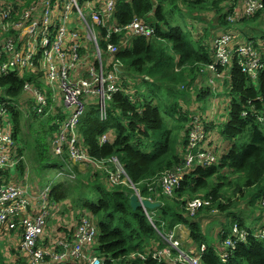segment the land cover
I'll return each mask as SVG.
<instances>
[{
    "label": "trees",
    "instance_id": "obj_1",
    "mask_svg": "<svg viewBox=\"0 0 264 264\" xmlns=\"http://www.w3.org/2000/svg\"><path fill=\"white\" fill-rule=\"evenodd\" d=\"M47 1L49 0H0V10L12 8L14 21H18V17L29 8L37 7L40 11ZM106 1L81 0L82 3H90L97 10L102 9ZM238 1L121 0L116 5L117 25L123 28L137 19L150 25L154 29V35L129 40L126 33H123L112 35L111 39H108L107 28H96L103 57L112 62L119 61L123 65L118 73L121 78L118 83L121 91L107 102L109 118L106 121L101 120L97 104L87 107L80 122V131L91 157L97 160L117 157L132 182L138 185L142 196L147 199L158 198L157 203H160L161 207L148 210V213L153 215L154 225L142 209L134 210L131 207L130 198L133 190L111 185L109 175L93 165L88 169H82L79 165L63 161L53 155L52 141L60 132L59 127L67 120L69 111L63 103V98H60L61 93L59 92L58 97L55 91L51 90L47 97V108L44 107L46 109L42 114L36 112L35 108L38 105L36 97L26 93L25 86L29 84L42 91L38 81L44 75L43 72L34 76L31 75L32 72H24L22 79L15 74L0 78V102L14 105L9 107L7 115L11 119L16 142L23 145V147L19 145L18 155L23 159L16 166L15 173L27 179L24 161L27 151L28 160L30 158L37 166L46 164L41 168L42 171L64 170L65 183L53 186L52 198L55 199V205L51 208L53 225L46 230L41 241L43 245L53 243L54 235L64 240L71 238L73 230L65 228L61 222L63 218L68 219L63 222L72 224L80 216L89 214L99 227L96 252L105 259V264H165L150 258V254L166 246L159 232L165 235L180 225L190 231L192 245L190 243L189 250L194 248L198 250L202 245L207 246L201 256L202 264H224L218 254V250L221 249L220 241L218 245L215 242L222 239L221 231L225 228L224 225L240 224L245 227L244 222L236 217V212L248 211L244 210V205L250 207L254 202L249 200L242 203L238 199L247 196L245 192L247 188L262 185L264 181L262 130L264 124L258 119L264 113V102L258 100L264 99V72L258 77L256 87L253 80L238 68L237 59H234L230 80L227 81L231 87L229 91L232 98L231 110L228 111L220 139L230 143L242 134L248 133L249 143L246 146L241 147L233 143L217 166L189 170L181 186L175 189L171 196L164 194L160 188L156 197L147 189V183L166 170L185 165V155L190 146L189 133L195 115L184 112L181 101L188 99L187 92L195 83L196 75L206 78L207 74L203 69L215 64V58L211 54V51L214 52L213 45L210 48L204 43L203 38H195L185 23L179 24L175 15L179 14L181 19L202 21L204 13L212 12L219 23L218 28L220 27V31L213 37L214 40L231 34L233 45L245 48L248 43H253L263 57L264 44L254 38L242 39L243 35L237 30L238 24L257 19L263 10L252 16L235 17ZM53 2L58 6V10L62 9L61 0ZM182 6L185 8L184 12L180 9ZM235 18L240 20L236 21ZM20 34L19 30L0 34L1 47L9 38L19 40ZM206 37H209L208 33ZM108 44L120 47L114 57H109L106 53ZM93 65L98 67L97 62H93ZM206 71L210 76L221 75L223 71L226 77L228 75L227 69L220 67L216 72L208 69ZM144 88H147L148 92ZM197 92L196 100L199 102L216 93L211 88L204 91L201 88ZM53 98L60 99L62 104L54 106L51 110ZM250 100H256L258 103L255 108L257 117H242L243 107ZM186 102L188 103V100ZM202 108L201 105L198 110ZM36 113L38 115L34 116ZM33 117H38L35 123L32 122ZM198 118L203 125L205 117ZM22 124L28 133L29 129H32L34 144L22 138L20 134ZM35 126L37 129H34ZM206 132L208 134L206 142L210 144L213 137L212 127L207 125ZM104 135H109V142L102 144ZM39 141L43 143L39 144ZM233 172L240 174L241 177L234 180ZM222 173L224 175L230 173L232 180L225 183ZM59 174L62 173L59 171ZM7 175L14 177L11 169L7 171ZM71 177L74 179H70ZM32 185L35 191L40 187L37 184ZM225 187H229L226 192ZM252 195L257 197L263 195V198L264 187H260ZM233 196L235 200H232ZM196 198L211 204L198 209L195 215L191 216L186 207L188 200ZM261 202L260 199L259 206L262 207ZM60 206L63 207L62 211H59ZM203 211L211 216L201 223L198 219L204 218ZM212 215L221 222L219 229L213 230L211 234L215 242L209 240L207 235L209 231L203 227V223L213 218ZM216 223L219 224L217 220ZM19 238L20 234L17 232L0 228V264H28L27 258L22 256ZM207 241L213 246H209ZM249 242V245H239L232 250L225 264H264V242L252 238ZM4 245H12L17 252L15 254L17 258L11 252L4 253ZM140 255H144L145 260H142ZM47 263L53 264L49 260Z\"/></svg>",
    "mask_w": 264,
    "mask_h": 264
},
{
    "label": "built area",
    "instance_id": "obj_2",
    "mask_svg": "<svg viewBox=\"0 0 264 264\" xmlns=\"http://www.w3.org/2000/svg\"><path fill=\"white\" fill-rule=\"evenodd\" d=\"M120 1L107 0L103 8L97 10L90 3H82L81 0H61L62 9L58 10L53 0H49L40 11L37 7L29 8L18 17V21H14L12 8L0 10V34L8 33L10 30L21 32L19 40L9 38L2 47L0 44V78L15 74L22 79L24 72H32V76L43 72L41 79H46L53 90L61 93L60 98H63L69 111L67 120L59 127L60 132L52 141L53 155L63 161L79 165L82 169H88L93 165L109 175L111 185L130 188L141 202L157 203L158 198L147 199L142 196L138 185L132 182L117 157L106 160L91 157L80 131V122L87 107L97 104L101 120L106 121L109 118L107 102L121 91L118 85L121 78L118 73L123 65L119 61L112 62L103 57L96 28H107L108 39H111L112 35L123 33H126L129 40L154 35V29L150 25L137 19L126 27H119L116 5ZM262 10L264 0H239L234 16L240 18L252 16ZM213 48L218 50L217 58L215 64L206 67V70L216 72L217 66H230L234 59H237V65L242 72L254 81L264 71V56L262 57L253 43L247 44L245 48L237 47L233 45L231 34H226L214 40ZM119 50L120 47L108 44L106 53L109 57H114ZM89 56L93 58L88 59ZM93 62H97L98 67L93 65ZM40 64L44 66L41 67ZM25 92L36 97L38 105L35 110L42 114L44 107L47 106V97L29 84L25 86ZM258 100L264 102L263 98ZM10 106L14 105L0 102V228L20 234L19 247L28 264H48L47 260L53 264H105V259L91 247V244L98 241L99 227L89 214L80 216L72 224L63 222L67 230H73L70 237H74L76 244L71 242V238L63 240L56 235L50 245L41 243L46 230L52 226L51 208L55 205V199L52 198L51 190L54 183L39 187L35 191L33 185L28 187L13 180L8 184L2 181L4 174L10 169L16 170V166L23 159L18 155L19 147L13 135L11 119L4 117ZM251 112L257 116L255 109ZM248 114L249 112H244L245 116ZM258 119L264 124V113ZM207 125H209L207 121L202 125L200 119L195 118L189 133L190 146L185 155V165L166 170L148 182L147 189L153 195L158 197L161 188L164 194L171 196L174 190L181 186L189 170L212 167L216 163V156L203 149V146L208 144ZM212 141H215L213 137L210 144ZM101 142L102 144L109 142V135H104ZM16 177L15 173L14 178ZM261 200L264 208V197ZM210 204L196 198L188 200L186 209L193 216L198 209ZM62 210L63 207L60 206L59 211ZM144 212L153 224V215L151 216L149 211ZM261 226L263 227L260 228ZM184 227L180 225L165 235L159 232L166 246L158 252L151 253L150 258L165 264H202L201 256L207 249L206 245H202L198 252L179 247L177 238L179 230ZM221 232L226 235V240L220 245L218 254L224 264L228 262L231 251L239 244H247L251 238L264 242V222L251 231L234 224L231 226V233L226 234L225 230ZM52 237L53 235L50 237L51 241ZM140 257L145 260L144 255Z\"/></svg>",
    "mask_w": 264,
    "mask_h": 264
},
{
    "label": "rangeland",
    "instance_id": "obj_3",
    "mask_svg": "<svg viewBox=\"0 0 264 264\" xmlns=\"http://www.w3.org/2000/svg\"><path fill=\"white\" fill-rule=\"evenodd\" d=\"M239 2V1H238ZM230 3V2H229ZM231 4H234L233 2H231ZM239 4V3H238ZM241 6L243 5L242 3L240 4ZM182 10V12L185 11V8L182 6L180 8ZM176 19L179 20V24L183 25L185 23V26L188 27V29L190 30L191 34L195 37V38H203L204 39V43L206 45H208L210 48H212L213 42H214V36L217 35V33L220 31V27L218 28V21L217 18L214 17L212 12H206L204 13V15L202 16L203 20H194L191 18H184L181 19L179 14L175 15ZM184 21V22H183ZM71 28V27H69ZM237 30L240 31V33L243 35L242 39L247 40L248 38H254L256 40H259L262 44H264V10L261 14L260 17H258L257 19H252V20H248V21H244L240 24L237 25ZM206 33H208L209 37H206ZM249 44V43H248ZM214 52L211 51V54L213 56V58H217V53L218 50L216 48H213ZM91 59L93 57H88V59ZM41 67H43L44 65H41ZM224 69H227L228 73H230L231 69H232V65L225 67ZM203 72L205 74H207V77H202L199 76L198 74L196 75V81L195 83L192 85V87L189 89V91L187 92L189 94L188 97V103L185 100L181 101L182 104V108L184 110V112L189 113L190 115L194 116V118L197 117H205L206 120L212 119L213 122H211L209 124V127H212L213 129V139H215L216 137L220 138V133L221 130L223 129V126L225 125V122L227 120V115H228V111H230V104L232 101L231 96L229 95V91L231 90V87L228 85L229 83L225 80V76L224 75H220V76H213L209 74L208 71H206V69H203ZM225 72L223 71L221 74H224ZM225 80V82H224ZM41 84L42 87V93L48 97L49 96V92L51 90H53V87L50 85V83L46 80V79H41L38 81ZM256 83V82H255ZM256 85H258L256 83ZM185 89V87H183ZM203 89L206 90L208 88H211V90L213 92H216L215 95H213L212 97H209L208 99H206L205 101L199 102L196 100L197 97V91L199 89ZM145 91L148 92L147 88H144ZM53 91H55V95L60 97V94L58 92V90L54 89ZM48 101V99H47ZM53 105L51 106V110L53 109L54 106L60 105L62 104V101L60 99L57 98H53ZM64 103V102H63ZM65 105V104H64ZM202 107V109H199V107ZM247 107H243V109H247L249 111H253L255 109L254 104H251V102L247 103ZM47 108V106H46ZM44 108L43 111L46 109ZM209 111V112H208ZM38 115L37 113L34 115L36 116ZM241 116L242 117H248L245 116L243 112H241ZM4 117L9 118L8 115H5ZM29 117V116H27ZM250 117V116H249ZM255 118V117H254ZM33 121L35 123V121H37L38 117H33ZM29 125H28V129H29ZM34 129H37V127L35 126ZM262 130L264 131V126L262 127ZM33 131L30 128L29 129V133L26 130V127L24 124H22V127L20 128V134L22 136V138L24 140H27L28 142H31V144H34V137L32 135ZM248 133H244L241 136L237 137V139H235L234 141L228 143L227 141L220 139V141H212V143L210 145L206 144V146H203V149L208 151L209 153H212L216 156V163L213 166H217L222 158V156L225 154V152L229 151L231 145L233 143H237L239 146L243 147L246 146L249 143V138H248ZM22 142V141H19ZM43 143V141H39V144ZM20 147H23V145L21 143H19ZM18 145V147H19ZM32 148V147H31ZM29 149V147H28ZM30 150V149H29ZM18 151V150H17ZM30 152V151H29ZM26 153L25 152V156H24V161L26 163V171H27V179H23L20 177L19 174H17L16 179L14 177H10L6 174H4V177L2 179V181L5 184L10 183L12 180L13 182L16 183H22V184H26L28 185V187H31L32 184H37L40 187H45L47 185H49L50 183H54L52 185L55 184H62L65 183L66 179H64V170H56V169H46L44 171L41 170L42 167H45L46 164H43L41 166H37L33 160H28V158L26 157ZM29 154V153H28ZM34 163V166L32 165V162ZM81 168V166H79ZM85 168V167H84ZM59 171L60 173H62V176H59ZM84 173L86 171H83ZM82 173V172H81ZM82 173V174H84ZM233 179L234 180H238L241 175L238 173H234L233 172ZM64 176V177H63ZM222 176H224V182L228 183L229 181L232 180V177L230 175V173L225 174L222 173ZM70 179H74L73 177H71ZM20 180V181H18ZM25 180V181H23ZM244 180V177H242V182ZM260 187H264V181L262 183V185L253 187V188H247L245 190L246 192V197L247 199H245L246 197L240 198L239 197V201L240 202H248L249 200H252L254 202L253 206L247 207L244 205V210L248 209V211L246 212H236V217H238V219L242 220L245 224V226L247 228H254L255 226H257L258 224L264 222V208H262L261 206H259V201L260 199H262L263 195H260L259 197L257 196H253L252 193H256L258 191V189ZM229 187H225L224 192L228 191ZM53 191V186H52V190ZM52 193V192H51ZM134 194V193H133ZM233 194V192H232ZM231 194V195H232ZM235 196L232 197V200H235ZM206 211H203V216L204 218L198 219L199 222L202 223V221L205 218H209L211 215L208 214ZM64 213V212H63ZM201 213V214H202ZM198 214V213H197ZM197 216V215H196ZM213 218H210L207 222L203 223V227L205 229H207L208 232V237L209 240L211 242H215V240L212 238L211 234L213 233L212 231L214 230H218L219 227L221 226V222L219 221V218H216L215 215H212ZM222 218V217H220ZM218 221L219 224L216 223V220ZM226 219V217H225ZM63 220L68 221L67 218H63L61 221L63 223ZM215 225V227L212 228V226ZM53 225V223L51 224ZM67 226V225H66ZM225 230L230 229V224L229 225H224ZM263 226H261L260 228H262ZM211 231V233H210ZM215 235V234H214ZM190 231L188 229H186L185 227L182 228L181 230H179V236L177 238L179 247L184 248L185 250H189L190 248V243L192 245V242L190 240ZM222 239L220 238L219 240H217L215 243L218 245V241L219 245L222 244V242H224L226 240L225 236H222ZM64 240V238H63ZM98 240V238H97ZM210 241L208 242L209 246H213L212 243ZM71 242L76 244L77 241L74 239V237L71 238ZM91 247L93 248V250H97L98 248V243L94 242L93 244H91ZM223 247V246H222ZM4 253L6 251L11 252V254L17 258L15 256V254H17L16 250L12 247V245L8 246V245H4L3 247ZM229 250V249H228ZM194 251L198 252L197 249L194 248Z\"/></svg>",
    "mask_w": 264,
    "mask_h": 264
},
{
    "label": "clouds",
    "instance_id": "obj_4",
    "mask_svg": "<svg viewBox=\"0 0 264 264\" xmlns=\"http://www.w3.org/2000/svg\"><path fill=\"white\" fill-rule=\"evenodd\" d=\"M232 65H233V64H232ZM219 67H220V68H223V69L225 68V67L217 66V69H218ZM238 68L240 69L239 66H238ZM240 70H241V69H240ZM230 71H231V70H230ZM241 71H242V70H241ZM263 72H264V71H263ZM263 72H262V73H263ZM230 73H231V72H230ZM230 73H227V74H228L227 77L225 76V75H226L225 73H224V74H221V75H224V76H225V80H226V81H229V80H230ZM242 73H243V72H242ZM243 74H245V73H243ZM245 75H247V74H245ZM247 76H248V75H247ZM248 77H249V76H248ZM250 78H251V77H250ZM251 79H252V78H251ZM225 80H224V82H225ZM252 80H253V79H252ZM253 82H254L255 86L258 87V85H256V83L258 84V79H257L256 81L253 80ZM255 82H256V83H255ZM228 85L230 86V84H228ZM263 100H264V99H263ZM248 102H252V104H254L255 107L257 108V104H258V103L256 102V100H255V101H251V100H250V101H247V103H248ZM259 104H260V103H259ZM247 106H248V105L246 104L244 107H247ZM245 111L249 112V114L247 115L248 117H249V116H250V117H257L255 114H253L251 111H249V110H247V109H243V110H242L243 113H244ZM205 121H207L209 124H210L211 122H213L212 119H209V120H206V119H205ZM215 141H218V142H219V141H220V138H219V137H216V138H215ZM239 226H240L242 229H244V230H248V231L253 230V228H247L246 226L243 227V226H241L240 224H239ZM223 230H225V229H223ZM225 232H226V234H227V233H231V227H230V229H228L227 231L225 230ZM221 234H222V232H221ZM222 236H226V235H225V234H222ZM250 241H251V240H250ZM243 244H245V243H241V244H239V245H243ZM247 244L249 245L250 242H248ZM239 245H238V246H239ZM245 245H246V244H245ZM235 248H236V247H235ZM233 250H234V249H233ZM230 255H231V253H230Z\"/></svg>",
    "mask_w": 264,
    "mask_h": 264
},
{
    "label": "water",
    "instance_id": "obj_5",
    "mask_svg": "<svg viewBox=\"0 0 264 264\" xmlns=\"http://www.w3.org/2000/svg\"><path fill=\"white\" fill-rule=\"evenodd\" d=\"M15 171V169H12L13 175H15ZM130 205L134 210L142 209L143 211L156 210L161 207L160 203H151L150 201L141 202L135 193L130 198Z\"/></svg>",
    "mask_w": 264,
    "mask_h": 264
},
{
    "label": "crops",
    "instance_id": "obj_6",
    "mask_svg": "<svg viewBox=\"0 0 264 264\" xmlns=\"http://www.w3.org/2000/svg\"><path fill=\"white\" fill-rule=\"evenodd\" d=\"M15 237V236H14ZM13 259V258H12Z\"/></svg>",
    "mask_w": 264,
    "mask_h": 264
}]
</instances>
